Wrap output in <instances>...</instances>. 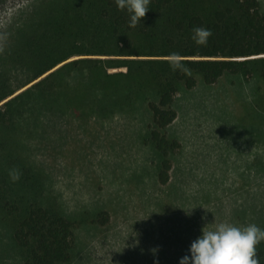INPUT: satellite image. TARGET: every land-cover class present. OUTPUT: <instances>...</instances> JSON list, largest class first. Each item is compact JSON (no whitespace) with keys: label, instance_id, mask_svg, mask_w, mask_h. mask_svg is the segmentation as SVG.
Returning <instances> with one entry per match:
<instances>
[{"label":"rangeland","instance_id":"374dc122","mask_svg":"<svg viewBox=\"0 0 264 264\" xmlns=\"http://www.w3.org/2000/svg\"><path fill=\"white\" fill-rule=\"evenodd\" d=\"M232 2L173 0L161 15L117 34L115 19L124 14L106 0H0V95L27 83L50 48L69 53L52 71L73 60L100 61L71 67L47 91L1 115L0 264L23 263L14 221L33 204L77 223L70 264H179L213 220L264 228V74H227L215 84L199 76L195 88L180 87L178 117L167 134L181 148L169 156L170 179L163 185V156L150 140L148 101L158 94L149 69L131 62L134 72L127 75L115 59L166 58L114 55L124 53L127 39L142 54L162 49L178 34L173 20L208 17ZM99 44L113 55L90 54ZM93 73L103 77L94 80ZM59 91L63 100L55 98ZM44 93L56 102L41 110ZM19 107L21 117L14 114ZM14 168L20 171L16 181L9 177ZM9 203L20 207L14 216ZM101 213L109 215L106 224L95 222ZM258 249L264 251V242Z\"/></svg>","mask_w":264,"mask_h":264},{"label":"trees","instance_id":"16d2710c","mask_svg":"<svg viewBox=\"0 0 264 264\" xmlns=\"http://www.w3.org/2000/svg\"><path fill=\"white\" fill-rule=\"evenodd\" d=\"M106 1L110 5L115 3V0ZM172 3L173 0H150L149 11L146 12L141 23L151 21L156 16L161 15L168 10L166 8ZM123 14L115 19L114 33H120L121 28L126 25L129 30L136 27L130 26L127 12L123 11ZM173 24L178 34L174 37H167L163 42L162 49L152 46L148 53L142 54L141 51L134 48V43L127 39L124 42L126 48L124 53L114 54L118 56H158L166 58L142 61L115 59L120 63L116 65L117 68L122 66L128 68L127 73H125L127 75L134 72L131 62H140L137 69H144V67L149 69L147 74H150L154 89L158 94L157 101H148L153 116L150 140L163 156V169L159 174L160 182L163 185L167 184L170 179L169 173L172 169V162L169 156L181 148V143L176 139L169 138L167 134L168 127L178 117L174 102L180 87L184 85L188 89L195 88L199 76L206 84H215L227 74H241L247 78L255 74H264V9H261L259 0H233L229 7L215 9L208 17L201 13H193L173 20ZM195 26L211 29L212 35L209 37L207 45L198 46L191 39V29ZM140 31L143 34H148V31L146 32L144 28ZM156 36L154 34L152 37ZM96 46L99 48L98 51L96 49L90 54L113 55V53L103 49V44ZM50 49L48 55L45 54V57H39V63L36 65L37 72L27 83L16 90L0 95V104L6 101L0 107V118L5 114L7 115V111L11 110L16 102L27 100L35 92L47 91L51 82H55L53 79L71 67L78 68L86 61H89L90 65L100 62L91 58L87 60L78 59L67 62L52 71L68 59L66 55L69 53L66 54L68 48ZM173 51L180 54L188 71H174L169 67L168 55ZM59 52H65V55L61 59L59 57L55 59L53 54ZM108 60L106 62H115L113 59ZM48 72L49 74L46 75ZM112 76L111 73H105L104 78ZM95 77L101 79L103 75L100 76L98 73L96 76L94 74V80ZM31 83L34 84L16 94ZM62 93V91H59L58 96L55 98L63 100ZM40 96L44 102V105L40 107L41 110L50 107L48 103L56 102V99H51V93L40 94ZM78 99L79 97L76 100ZM3 107L6 111H3ZM21 109L20 107L14 109V114L21 117ZM8 211L11 216H14L20 211V207L14 203H9ZM108 220L109 215L101 213L99 219H96L95 222L106 224ZM76 227V222L62 214L53 213L43 206L31 205L24 216L14 221L13 236L24 256L22 264H70L73 260ZM256 255L260 259V264H264V251L258 249Z\"/></svg>","mask_w":264,"mask_h":264},{"label":"clouds","instance_id":"9594fccd","mask_svg":"<svg viewBox=\"0 0 264 264\" xmlns=\"http://www.w3.org/2000/svg\"><path fill=\"white\" fill-rule=\"evenodd\" d=\"M115 3L119 10L127 12L130 26L134 27L149 11L150 0H115ZM211 35L210 28L195 26L191 29V39L198 46L207 45ZM168 63L174 71H188L178 52L169 53ZM9 177L12 181L19 180L20 171L11 169ZM200 231L201 234L191 242L188 254L179 259V264H260L256 252L257 245L264 242V228L254 223L245 226L215 224L213 220ZM156 251L152 249L154 254Z\"/></svg>","mask_w":264,"mask_h":264}]
</instances>
